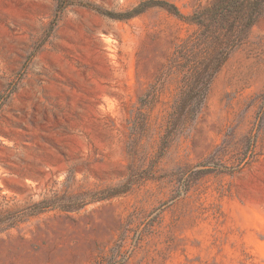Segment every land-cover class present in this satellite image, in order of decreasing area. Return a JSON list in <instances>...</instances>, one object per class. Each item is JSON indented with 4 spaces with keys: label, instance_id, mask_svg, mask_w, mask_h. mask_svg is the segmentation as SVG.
<instances>
[{
    "label": "rangeland",
    "instance_id": "rangeland-1",
    "mask_svg": "<svg viewBox=\"0 0 264 264\" xmlns=\"http://www.w3.org/2000/svg\"><path fill=\"white\" fill-rule=\"evenodd\" d=\"M196 30L152 0H0V264H264V9L171 124Z\"/></svg>",
    "mask_w": 264,
    "mask_h": 264
},
{
    "label": "trees",
    "instance_id": "trees-1",
    "mask_svg": "<svg viewBox=\"0 0 264 264\" xmlns=\"http://www.w3.org/2000/svg\"><path fill=\"white\" fill-rule=\"evenodd\" d=\"M149 6L150 2H143L134 13H141ZM154 6L197 25V30L176 46L172 56L174 66L184 73L188 85H198V88L179 93L170 113V123L192 121L204 105L213 77L231 52L245 41L262 13L264 0H212L188 16L168 1L152 0ZM180 60L185 62L178 67Z\"/></svg>",
    "mask_w": 264,
    "mask_h": 264
}]
</instances>
